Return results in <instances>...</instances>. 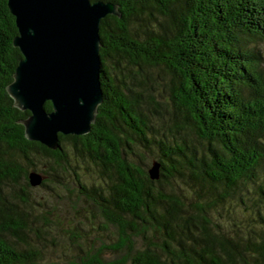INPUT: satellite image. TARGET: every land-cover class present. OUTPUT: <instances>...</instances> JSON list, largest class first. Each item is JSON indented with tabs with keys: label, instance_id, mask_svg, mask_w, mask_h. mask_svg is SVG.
<instances>
[{
	"label": "trees",
	"instance_id": "16d2710c",
	"mask_svg": "<svg viewBox=\"0 0 264 264\" xmlns=\"http://www.w3.org/2000/svg\"><path fill=\"white\" fill-rule=\"evenodd\" d=\"M99 1L121 14L99 26L102 102L87 134L59 135L60 150H49L26 140L29 112L6 90L22 56L0 0V264H59L43 261L50 223L31 194L70 182L118 239H85L61 264H264V229L212 215L256 187L253 216L264 217V0ZM31 171L46 177L40 186ZM116 250L121 258L104 259Z\"/></svg>",
	"mask_w": 264,
	"mask_h": 264
},
{
	"label": "water",
	"instance_id": "95a60500",
	"mask_svg": "<svg viewBox=\"0 0 264 264\" xmlns=\"http://www.w3.org/2000/svg\"><path fill=\"white\" fill-rule=\"evenodd\" d=\"M17 30L12 45L22 56L6 87L20 111L26 140L60 150L59 135L83 136L90 131L102 102L99 50L100 22L120 18L118 6L90 0H7ZM51 104V111L44 104ZM151 163L148 176L159 178ZM31 187L46 178L31 171Z\"/></svg>",
	"mask_w": 264,
	"mask_h": 264
},
{
	"label": "rangeland",
	"instance_id": "374dc122",
	"mask_svg": "<svg viewBox=\"0 0 264 264\" xmlns=\"http://www.w3.org/2000/svg\"><path fill=\"white\" fill-rule=\"evenodd\" d=\"M158 74L156 72L153 76H157ZM140 155H143L142 162H148V164L152 160L151 156H153L152 154L146 153ZM51 187L53 186L49 185L45 189L37 188L31 194L35 200L34 205L36 209L46 212L50 223L47 227L50 235L45 242L44 262L61 264L77 259L78 250L76 244L85 239V244L93 246L103 243L109 247H113L117 243L118 236L114 229L108 228V230H102L99 219L91 221V213H93L91 211L94 208L89 203L77 197L75 191L76 186L72 182L68 185L69 191L63 188L51 189ZM70 191L73 192L71 193ZM175 193L183 196L186 195L187 189L182 186H175ZM238 194L233 201L230 200L228 207L224 206L221 210L218 209L217 212L213 210L212 215L217 220L222 221L223 219L229 224H236L243 231L249 228L255 231L263 230L264 217H260L259 215L257 217L256 215L255 217L253 216L257 205H261L258 199L261 194H259L257 188L248 187L246 193L242 192V202H240V199H237ZM73 235L79 239H76V237L73 238ZM81 236L84 239L79 241ZM143 242V239L134 238V247L141 249L144 246ZM87 248L89 247H85L84 250H87ZM122 255L123 252L118 250L105 251L103 257L105 260L112 261L118 260Z\"/></svg>",
	"mask_w": 264,
	"mask_h": 264
}]
</instances>
